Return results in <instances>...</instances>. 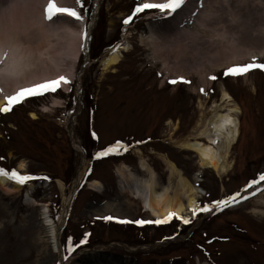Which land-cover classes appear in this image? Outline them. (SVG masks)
<instances>
[{"label":"rangeland","instance_id":"obj_1","mask_svg":"<svg viewBox=\"0 0 264 264\" xmlns=\"http://www.w3.org/2000/svg\"><path fill=\"white\" fill-rule=\"evenodd\" d=\"M207 1H215L209 9L206 3L200 7L189 0L169 17L158 10L136 13L146 0H82L83 7L71 0L70 6H76L83 17L76 24L85 23L88 38L75 62V76L66 84L69 87L30 97L10 112H0V169L48 178L30 181L12 195L0 189V264H59L58 254H42L44 244L33 242L45 229L43 207L58 223L63 199L84 164L85 175L60 233L67 264H113L112 259L119 264H264V183L249 187L264 174V71L224 75L228 68L254 59L264 64V55L220 66L235 48L228 45L227 52L214 55L209 43L226 33L241 39V45L262 48L264 39L249 36L264 26V0ZM39 2L0 0V29L11 13L46 15L49 0ZM55 2L61 7L59 0ZM180 14L199 21L204 29L193 20L178 25ZM150 32L162 42L155 56L149 43L141 40ZM188 33H199V39L194 42ZM126 39L131 49L123 52L118 65L104 71L101 61L107 50ZM177 66L185 68L183 74L175 72ZM181 77L191 83H169ZM222 89L241 108V135L230 153L233 168L221 178L200 169L195 154L177 148L171 137L195 132L202 118L199 102L208 113ZM31 112L38 118L33 119ZM117 142L128 150L97 158ZM160 155L175 162L202 192L197 212L189 219L175 216L158 223L143 211L140 200L121 189L130 175L139 181L149 178L141 157L154 171L157 188L167 185L168 172ZM95 179L101 182L100 190L89 185ZM232 197H236L234 205L216 206ZM116 209L123 214L117 216Z\"/></svg>","mask_w":264,"mask_h":264},{"label":"bare ground","instance_id":"obj_2","mask_svg":"<svg viewBox=\"0 0 264 264\" xmlns=\"http://www.w3.org/2000/svg\"><path fill=\"white\" fill-rule=\"evenodd\" d=\"M46 1L40 0L39 3L43 5ZM166 1L146 0L147 3H163ZM194 1L198 3L197 0ZM59 2L61 7L74 9L78 12L76 6H70L71 0H59ZM214 2L203 0V4L206 3L205 6L208 7L207 9ZM31 12L23 14L22 17L11 13L1 25L0 108L7 104V97L16 94L23 88L55 80L61 76L70 81L75 76V62L81 54L84 43L85 23L77 26L76 21L66 15L48 21L46 15L41 11ZM177 20L178 25L182 26L184 22L189 24L193 19L180 14ZM198 22L193 20L192 23L199 25L200 29H204V26H201ZM188 34L191 35L194 42L199 39V33ZM218 36L209 40L211 47L214 46L210 50L213 51L214 55H217L220 50L227 52L228 45H232V50L234 47L235 51L233 55L225 56L221 64L217 63V66L218 64L229 66L232 63L264 55V45L260 49L249 48L241 45L240 41L242 40L237 39L236 36H229L226 33ZM249 38L256 41L264 39V26L260 30H254L252 37L249 36ZM141 40L149 43L154 56L158 54L162 44L159 36L150 32V34L142 35ZM114 49L117 50L113 51ZM130 49L131 43L127 39L109 48L108 53L101 61L103 70L108 71L118 65L122 61L123 52H128ZM164 65L167 64L164 62ZM212 66H216V63ZM166 67H170V65ZM177 70L175 71L177 74H183L185 68L177 66ZM61 86L69 87L66 84H61ZM57 103H59L58 100H56ZM199 106L202 118L197 125V130L180 139L174 140L171 137V140L180 150L195 154L200 169H209L222 178L228 175L233 168V163L229 159L231 150L237 144L241 135V122L239 119L241 108L226 89L221 90L220 99L213 101L207 109L208 113L202 101L199 102ZM30 115L33 119L38 118L34 112H31ZM175 130H177V125H175ZM138 152L141 153L140 150ZM160 157L168 172L169 182L167 185L160 189L157 188L154 171L148 166L147 161L141 157L140 165L149 172V178L139 181L130 175V181L122 183L121 189L130 191L137 200H140L143 211L156 220L163 221L175 216H186L189 219L197 212V200L201 197L202 192L183 174L175 162L166 155H160ZM19 168H24V162L19 163ZM86 168L87 166L84 164L73 182L70 194L64 197L63 209L58 223L50 216L49 209L46 206L43 207L42 215L44 216L45 229L43 235L33 242L34 246L44 244L43 249L40 251L42 254H45L46 251L53 257L58 254L59 264H67L60 242V233L62 227L67 223L73 199L85 175ZM124 169H126L125 166L121 170L122 176ZM58 184L61 188H64L62 181H58ZM89 185L95 190L101 188V182L96 179L91 180ZM0 189L5 194L12 195L18 193L21 186L8 179H0ZM107 210H112V207H107ZM115 211L117 216L123 214V211L118 209ZM110 262L119 264L118 260H116V263L113 259Z\"/></svg>","mask_w":264,"mask_h":264},{"label":"snow or ice","instance_id":"obj_3","mask_svg":"<svg viewBox=\"0 0 264 264\" xmlns=\"http://www.w3.org/2000/svg\"><path fill=\"white\" fill-rule=\"evenodd\" d=\"M198 4L200 7H203V0H197ZM77 3L83 7L82 0H77ZM188 3V0H167L165 3H147V2H142L140 3L136 9V13H141L146 10H158L161 14H164L165 16H173L177 11L185 6V4ZM61 15H66L69 18H72L76 22H80L83 20V17L79 14L74 9H70L67 7H60L56 4L55 0H49V3L46 8V17L49 21H52L54 18L61 16ZM195 15V13H193ZM130 19H126L124 21L125 24H128L130 22ZM88 35L87 32L84 33V40L87 41ZM117 49H114L113 51H116ZM253 70H260L264 71V64L256 62L254 59L252 62L248 63L247 65L243 66H233L228 68L225 72V76H233V77H238V76H244L247 75L250 71ZM210 79L215 80L217 77L212 76ZM66 77L61 76L58 79L55 80H49L44 83H40L28 88H23L16 94L7 97V104L5 107L0 108V112H10L13 108V106L18 105L23 103L24 100L30 98V97H36V96H44L49 93H55L61 84H67L70 83ZM170 84L175 85L178 83H183V84H190V81H187L185 79L178 78V79H173L169 81ZM203 91V89H201ZM128 146L122 144L121 142H117L115 145L110 146L108 149H106L103 152L98 153L97 158L103 157L109 154H116L119 155L122 151H127ZM0 179H8L12 181L14 184L24 186L28 184L30 181L33 180H46L48 179L47 177H35L31 174L29 175H23L18 173L17 171H6L3 169H0ZM260 183H264V174H260L257 180H254L250 183L249 187H252L254 185H258ZM247 198V197H246ZM236 201V197H232L230 199H226L223 201H219L216 203L217 207L223 208V207H228L232 205ZM210 210V209H208ZM170 215H175V214H170ZM106 219H113L112 217H107ZM119 223H131V221L127 220H120L118 221ZM167 220L164 221H158V223H167ZM188 220H184V223H188ZM141 225L145 223V221H139ZM148 223H151L150 221ZM74 250V249H73Z\"/></svg>","mask_w":264,"mask_h":264},{"label":"water","instance_id":"obj_4","mask_svg":"<svg viewBox=\"0 0 264 264\" xmlns=\"http://www.w3.org/2000/svg\"><path fill=\"white\" fill-rule=\"evenodd\" d=\"M234 205V204H233ZM64 228V226L62 227V229Z\"/></svg>","mask_w":264,"mask_h":264},{"label":"trees","instance_id":"obj_5","mask_svg":"<svg viewBox=\"0 0 264 264\" xmlns=\"http://www.w3.org/2000/svg\"><path fill=\"white\" fill-rule=\"evenodd\" d=\"M87 181H90V180H87Z\"/></svg>","mask_w":264,"mask_h":264}]
</instances>
